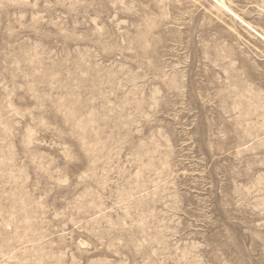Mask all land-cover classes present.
I'll return each instance as SVG.
<instances>
[{
  "label": "rangeland",
  "instance_id": "1",
  "mask_svg": "<svg viewBox=\"0 0 264 264\" xmlns=\"http://www.w3.org/2000/svg\"><path fill=\"white\" fill-rule=\"evenodd\" d=\"M0 264H264V0H0Z\"/></svg>",
  "mask_w": 264,
  "mask_h": 264
}]
</instances>
